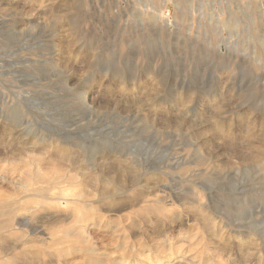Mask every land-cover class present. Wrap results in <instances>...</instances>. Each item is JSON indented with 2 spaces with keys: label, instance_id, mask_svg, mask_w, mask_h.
Listing matches in <instances>:
<instances>
[{
  "label": "rangeland",
  "instance_id": "1",
  "mask_svg": "<svg viewBox=\"0 0 264 264\" xmlns=\"http://www.w3.org/2000/svg\"><path fill=\"white\" fill-rule=\"evenodd\" d=\"M0 199V264H264V0H0Z\"/></svg>",
  "mask_w": 264,
  "mask_h": 264
},
{
  "label": "bare ground",
  "instance_id": "2",
  "mask_svg": "<svg viewBox=\"0 0 264 264\" xmlns=\"http://www.w3.org/2000/svg\"><path fill=\"white\" fill-rule=\"evenodd\" d=\"M63 152V151H62ZM60 154V153H59ZM66 154V153H65ZM61 155V154H60ZM59 155V156H60ZM63 156V155H61ZM66 156V155H64ZM63 156V157H64ZM50 182V181H49ZM50 186V185H49ZM52 189V188H51ZM48 190V189H47ZM36 191V190H35ZM46 191V189H44ZM49 191V190H48ZM38 192V191H37ZM105 194V193H104ZM5 199V198H4ZM9 203V202H8ZM12 204V203H11ZM15 204V203H14ZM15 211L14 207L12 205L7 204V202L3 203L2 199H0V217H8V219L13 215V212ZM7 219V220H8ZM11 222V221H10ZM10 222H7L10 223ZM6 223V222H5ZM5 225V224H4ZM4 227V226H3Z\"/></svg>",
  "mask_w": 264,
  "mask_h": 264
}]
</instances>
